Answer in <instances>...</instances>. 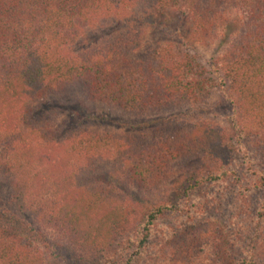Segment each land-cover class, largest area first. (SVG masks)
Returning a JSON list of instances; mask_svg holds the SVG:
<instances>
[{"label": "trees", "instance_id": "trees-1", "mask_svg": "<svg viewBox=\"0 0 264 264\" xmlns=\"http://www.w3.org/2000/svg\"><path fill=\"white\" fill-rule=\"evenodd\" d=\"M159 23L226 45L145 44ZM63 92L138 133L59 137L36 117ZM216 92L227 128L191 115ZM0 175V264H264V0H0Z\"/></svg>", "mask_w": 264, "mask_h": 264}, {"label": "rangeland", "instance_id": "rangeland-1", "mask_svg": "<svg viewBox=\"0 0 264 264\" xmlns=\"http://www.w3.org/2000/svg\"><path fill=\"white\" fill-rule=\"evenodd\" d=\"M137 14V12H136ZM135 13H127L128 16L123 19L124 21L134 22L137 17ZM122 15L120 16V18ZM117 20V19H116ZM115 20V21H116ZM115 21H107L102 26H106L101 30V25L95 30L89 32L87 37L89 44L96 42L97 40H103L111 35L114 29ZM123 21V22H124ZM181 27H180V26ZM145 28L144 40L145 44L154 43L157 40H162L164 38L168 40H173L176 42H182L183 45L192 46L193 52L199 54L201 59H210L212 56H216L223 52L225 43L221 41H216L211 45H201L195 43L188 35V26H184V23L173 24L172 27H165L159 24L141 25ZM135 27V26H134ZM139 27V25H138ZM178 27L180 28V33H178ZM185 28V30H184ZM223 96L216 92L207 103L200 104L196 109L191 111V115L194 117L205 116L216 124L227 128L228 118L232 114V106L222 98ZM38 117L40 121H43L51 131L56 132L59 137L65 136L71 130L76 128V130H86V131H109L114 134L121 136H131L138 132L131 130L127 127H122L117 125L107 116L114 114L113 110L108 106L103 104L92 102L85 97L77 96L69 92H63L61 94H54L46 97L39 105ZM91 116H97L99 119L92 118ZM101 116V117H100ZM110 120V121H109ZM97 121V122H96ZM178 176V177H177ZM172 176L169 180L168 185L161 189L157 193L148 198L152 201L161 200L163 197L174 196L175 195V182L179 178ZM9 184L6 183L5 179L0 175V204L9 203ZM251 197L254 202H257L261 197L259 192H253ZM143 202V200H142ZM217 212L219 218L224 217L226 214L225 207Z\"/></svg>", "mask_w": 264, "mask_h": 264}]
</instances>
